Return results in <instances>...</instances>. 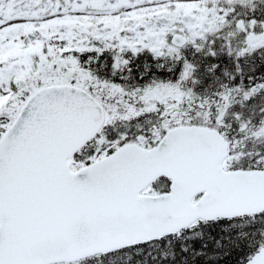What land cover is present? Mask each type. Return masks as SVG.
<instances>
[{"label": "snow or ice", "instance_id": "6c2138e0", "mask_svg": "<svg viewBox=\"0 0 264 264\" xmlns=\"http://www.w3.org/2000/svg\"><path fill=\"white\" fill-rule=\"evenodd\" d=\"M0 264H264V0H0Z\"/></svg>", "mask_w": 264, "mask_h": 264}]
</instances>
